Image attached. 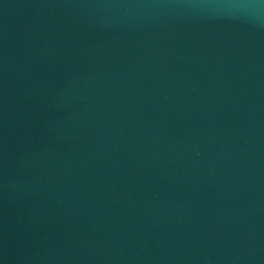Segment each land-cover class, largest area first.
I'll list each match as a JSON object with an SVG mask.
<instances>
[{"label":"water","instance_id":"95a60500","mask_svg":"<svg viewBox=\"0 0 264 264\" xmlns=\"http://www.w3.org/2000/svg\"><path fill=\"white\" fill-rule=\"evenodd\" d=\"M0 264H264V0H0Z\"/></svg>","mask_w":264,"mask_h":264}]
</instances>
